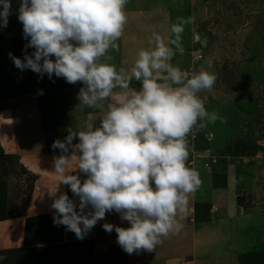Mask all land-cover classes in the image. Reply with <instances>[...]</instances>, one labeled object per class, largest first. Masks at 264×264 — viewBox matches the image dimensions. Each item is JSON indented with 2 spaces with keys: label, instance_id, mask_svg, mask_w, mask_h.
<instances>
[{
  "label": "clouds",
  "instance_id": "clouds-1",
  "mask_svg": "<svg viewBox=\"0 0 264 264\" xmlns=\"http://www.w3.org/2000/svg\"><path fill=\"white\" fill-rule=\"evenodd\" d=\"M127 3L22 0L18 19L30 40L23 60L12 53L9 57L17 68L41 78L47 74L82 83L80 105L104 110L99 126L85 122L84 130L69 129L63 141L52 144L61 151L53 157V172L79 201L66 193L57 196L51 205L53 222L83 240L107 213H118L130 227L105 223L103 229L115 231L118 245L131 255L153 252L164 238L183 230L188 195L202 183L199 172L187 166L188 136L222 117L209 112L199 95L213 90L217 75L202 66L189 76L171 63L177 52H184L182 33L189 21L183 18L171 27L174 38L154 33V47L140 50L130 71L105 62L110 50H118L128 22ZM0 7V27H7L10 0H0ZM29 47L35 49L31 55ZM206 64L212 68L213 58ZM133 79L140 82L139 90L130 87ZM105 101L110 102L105 106ZM79 173L87 178L82 181Z\"/></svg>",
  "mask_w": 264,
  "mask_h": 264
},
{
  "label": "rangeland",
  "instance_id": "rangeland-1",
  "mask_svg": "<svg viewBox=\"0 0 264 264\" xmlns=\"http://www.w3.org/2000/svg\"><path fill=\"white\" fill-rule=\"evenodd\" d=\"M10 2L13 11L19 9L22 0H10ZM172 5V11L167 12L168 15L160 16L154 12L156 14L152 17L154 13H151V24L156 31L161 33L163 21L161 19L159 23L156 18L166 16V19H169L171 15L172 25L178 22V18L189 21L184 25L182 33L184 52L183 54L177 52L171 63L173 66L184 67L181 70L187 72L189 76L198 73L202 66L205 70L217 75L218 79L213 90L202 92L200 96L205 98L207 110L209 112L216 111L222 119L216 120L215 123H206L204 129L208 131V138H213V134H215L217 142L237 146L236 153H234L235 148L230 149L231 154H233L230 155L233 156V163L230 164L236 165V169L247 173L249 176L233 177L229 180H235L237 189L235 202L240 208L238 214L233 213V216H229L224 212H218L219 210L216 209L218 204H211V208L209 207L211 212L205 216L211 225H216V227L212 226L213 228H211L212 234L219 235L218 246L213 248L215 258L212 261L215 264L223 262L228 254L235 253L237 246L230 249L219 246L220 240L232 238H237L239 242H244V244L250 243L253 247L252 251L254 250L257 255L262 252L264 256V0H172ZM146 8H150L151 12L154 10L153 5H149V7L146 5L138 7L137 12L144 11ZM0 11H2V7H0ZM8 20L10 23L7 27H0V33L7 34L14 31L20 33L17 38L12 35L11 40L7 43L3 42L6 41L3 39H6L7 36L5 38H3L4 35L0 36V74L3 75L7 67L13 66V70L18 71L19 68L14 65L9 53L23 60L26 54L25 46L30 40V38L25 39L23 24H18V19L16 24L11 23V19ZM166 25L165 28L168 31L169 23L166 22ZM15 27L18 30H15ZM169 31V36H166L167 33L162 35L166 40L174 38ZM129 39L133 40L132 38ZM145 39L147 43H150L148 38ZM8 43L13 48L9 49L6 45ZM151 45L153 46V43ZM172 47L174 48V46ZM34 51V48H27L28 55ZM121 51L115 61L111 60L112 63L127 64V54ZM131 55L132 57L136 56L132 53ZM209 57L213 58L212 68H208L206 64ZM52 59L54 60L55 57ZM26 70L30 76L34 77V80L39 79L35 87L37 90L33 95L6 97L7 94L5 95V93L15 91L20 86L15 83L7 87L2 86L0 82V133L1 129H5L8 133V129L13 128L6 126L8 123L11 125V121L8 118L10 113L2 114L4 109L14 108L16 102L19 101L21 102L20 105L19 102L17 104L19 107L10 111L11 114L13 112L14 115H19L20 107L26 109L35 105L34 107L37 108V104H39L43 129L50 131V140L48 139L47 142L49 152L55 153L54 155L48 154V157L59 156L61 151L52 149L53 142L58 139L63 141L69 134V131L66 130L68 127H72L71 130L73 131L84 128L83 121L86 119L84 112H91L96 108L80 105L77 97L80 89L84 87L83 84L79 82V84H69L64 78L53 75L52 78L54 79L50 81L51 86L46 87L47 84L45 83L49 82L43 79L46 74L41 78L40 74L30 69ZM36 75L38 76L35 77ZM2 76H0V80ZM159 76L161 77L163 74ZM7 78L8 76H3V79L6 80ZM48 80L50 79L48 78ZM41 81L44 84H40ZM133 81L135 80L133 79ZM19 97L28 101L24 102ZM104 103L106 104L107 101ZM66 110L70 116L80 114L81 119L75 118L76 125L72 123L68 126L65 116ZM3 135L0 134V219L14 217L26 211L29 213V205L37 202L34 198L38 192L35 182L36 177H39L27 171L26 163L21 161L17 154L3 150V142L6 140L3 141ZM8 135L10 137V134ZM243 143H248L245 149L242 147ZM242 159L244 162H239ZM218 162L221 163L220 166L222 167L229 164L225 160H214L215 164ZM209 166L210 164L207 163L206 167L209 168ZM80 178L83 181L87 177ZM216 178L214 177V181ZM44 217V219H50L49 225L45 227L47 234L44 236V241L47 242L46 244H61L63 225H54L53 216H49V214ZM217 218L219 219L216 223L214 220ZM221 221L229 225L228 230L222 229L227 226L219 228ZM211 230L208 228L207 234ZM75 244L77 245H73V247L70 243L64 247L60 246L59 249H64V251L71 246V250L69 247L66 251L69 253H65L68 256L60 259L54 257L53 260L43 261L42 259L40 262H36L34 258L30 263L20 262V264H54V260H59L58 264H123L118 260L119 257H125V252L118 246L111 247L107 252H104L95 248L97 246L96 239L80 241ZM240 248L243 250L242 247ZM53 249L56 250L57 248ZM73 249L74 252H72Z\"/></svg>",
  "mask_w": 264,
  "mask_h": 264
},
{
  "label": "crops",
  "instance_id": "crops-1",
  "mask_svg": "<svg viewBox=\"0 0 264 264\" xmlns=\"http://www.w3.org/2000/svg\"><path fill=\"white\" fill-rule=\"evenodd\" d=\"M146 5L148 7L149 5H153L154 10L151 12L150 8H146L144 11L137 12L138 7ZM172 6V0H128L125 9L128 22L125 26L123 36L117 41V44L119 45L118 50H110L108 56H110L111 59L106 60L105 62L115 65L117 69L123 67L130 71L136 59H138L139 51L142 49L147 50L154 46V43L153 46L151 43H147L145 38L150 40L154 33L160 34L161 36L167 33L166 36H169V29L171 31V15L169 19H166V16L156 18V21L159 23L161 22V19L163 21V29L160 33L159 31H156L155 27L151 24V13L156 12L160 16L165 15L167 12L172 11ZM156 13H154L152 17H154ZM166 22L169 23L168 31L165 28L167 26ZM129 38H132L133 40H130ZM120 50H122V53L127 54V64L116 62L114 64L111 62L112 59L115 61V59L118 58L117 55ZM131 53L136 56L132 57ZM188 65L190 66V64ZM179 68L184 69V67ZM161 74H163V76H159V79L163 82V77L166 74L161 72L159 75ZM130 87L139 90L141 85L138 81H132ZM116 91L119 92V89ZM115 99L116 97H113L111 98V101L114 102ZM20 100L24 101L22 98ZM26 101L28 100H25L24 102ZM18 102L19 101L16 102L15 107H19L21 104V102H19V105H17ZM108 102L110 101H107V103ZM107 103H104L105 106ZM34 106L35 105H32L30 108L26 109L20 107L19 115H14L13 112L11 114L10 111L15 107H11L10 109L7 108L2 111V114L10 113L8 118L11 121V125H8V123L6 126L8 128L13 127L12 129H8V133H6L5 129H1L0 134H4L3 141L6 139L5 142H3V150H8V153L13 152L17 154L20 157V160L26 163L27 171L39 177H36L37 180L35 182L36 190H38L36 196L38 197L36 198L34 195V198L37 202L29 205V213L26 211L14 217L0 219V257H3V259H0V264H20V262L30 263L34 258L36 262H40L42 259L43 261L50 259L53 260L54 257L60 259L69 253L66 252L67 248L70 247L69 249L71 250V246L67 247L65 251L64 249H59L60 246L64 247L70 243L73 247V245H77L75 243L90 239L91 241L96 239L97 246H95V248L104 252H107L111 247L119 246L115 231L108 233L103 229V224L105 223H111L125 228L130 227V224L127 221H122L120 215L115 212L107 213L106 218L99 221L83 240L78 239L75 233L68 231L66 227L63 226V231L61 232V244H46L47 242L44 241V236L47 234L45 227L50 223V219H44V216L46 214L54 216L55 210L51 208L54 199L61 193H66L70 199L76 200L77 203L79 201L78 198L71 193L69 189L70 187L61 184L60 177L53 172V156L48 157V154L54 155L55 153L52 151L49 152L45 129H43L44 126H42L43 119L40 117L42 114H39L41 113L39 104H37V108ZM84 115L86 119H84L83 124H85V122H92L95 123L96 126H99V120L104 115V110L96 108L91 112H84ZM65 116L67 124H69L68 126L72 123H74L73 125H76L75 118L78 117V119H81L80 114L77 116H70L67 113V110ZM71 128L72 127H68L66 130L69 131ZM80 130H84V128L79 130L75 129L74 131L78 132ZM8 134H10V137H8ZM207 134L208 131H205L204 127H197L188 136L190 155L187 161V166L196 169L199 172L200 179H203L201 186L188 195L189 202L187 213L181 221L184 225L183 230L178 235H170L169 237L164 238L163 244L158 245L153 252L142 251L131 255L125 252V257H119L118 262L123 261V264H210L215 258L213 248L218 246L217 240L219 235L212 234L213 231L211 228L214 226L216 227V225H211V223L208 222V218L205 219V216L211 212V204H218L216 207V209L219 210H216L218 212H224V214H229V216H233V213L238 214L240 208L235 202L237 196L235 180H229L233 177L249 176L247 173L240 172L239 169H236V165L230 164L233 163V156H230L233 154H231L230 149L235 148L234 153H236L237 146L221 144L217 142L218 140L215 134H213V138H208ZM8 141H10V144H8ZM77 142L79 141L75 140L73 143ZM247 144L248 143H243L242 147L245 149ZM217 159L225 160L229 164L222 167L220 166L221 163H214V160L217 161ZM239 162L244 161L242 159ZM207 163L210 164L209 168L206 167ZM49 164L50 166H47ZM69 171L70 173L75 174L78 170L72 168ZM79 175L83 178L86 177L83 173H79ZM214 177H217L215 181ZM206 209H208V211H206ZM218 219L219 218L215 219L214 222L217 223ZM221 222L219 228L227 226L222 229L228 230L229 225H227L226 222ZM208 228L211 231H208L207 234ZM237 241V238L219 241V246L225 248L228 247L227 249H230L233 246H237V248L235 253L228 254L225 261L216 264H264V256L262 255V252L257 255L254 250L252 251L253 247L250 243L244 244V242L239 241L237 243ZM240 247H242L243 250ZM53 248L57 249L55 250ZM74 251L75 250L73 249L72 252ZM236 251L238 252L236 253ZM65 253L67 254L65 255ZM54 261V264L59 263V260ZM212 264L215 263L212 261Z\"/></svg>",
  "mask_w": 264,
  "mask_h": 264
},
{
  "label": "trees",
  "instance_id": "trees-1",
  "mask_svg": "<svg viewBox=\"0 0 264 264\" xmlns=\"http://www.w3.org/2000/svg\"><path fill=\"white\" fill-rule=\"evenodd\" d=\"M18 16H19V9L13 10V11L11 9L10 16H9L8 19H11V23L16 24V20L18 19ZM8 23H10L9 20H8ZM18 24H21V22L19 21V19H18ZM16 29L18 30V28L15 27V30ZM9 30H7V31H9ZM19 33H20L19 31H17V32L14 31L12 33L11 32H8L7 34H1L0 33V36H3L4 35L3 38H5V36H7L6 39H3V40H6V41H3V42L4 43H7V42H9L11 40L12 35H15L16 36L15 38H17L19 36ZM6 45L9 47V49L13 48V46L10 45L9 43L6 44ZM12 67H7L4 75L3 74H0V76H2V75L4 77L5 76H8V78L6 80L3 79V76L1 77V80H0L1 85L2 86L9 87L10 85L16 83V84H19L20 88L17 89V90H15V91H11V92L5 93V95L7 94L6 97H9V96H22V95L34 94L36 92L35 90H37L35 87H36V83L39 82V79L36 78L37 80H34L33 79L34 77L33 76H30V73L26 69L25 70L18 69V71H17V70H13ZM37 76L38 75H36L35 77H37ZM48 78L49 77H48L47 74L43 77V79L45 81H49V82L45 83V84H47L46 87L51 86L52 83H50V81H52L54 79V78H51L50 80H48ZM42 83H43V81H41L40 84H42ZM45 135H46V139H47V142H48V139L50 140V131H48V129H46ZM118 247H120V246H118ZM121 263H123V261Z\"/></svg>",
  "mask_w": 264,
  "mask_h": 264
}]
</instances>
